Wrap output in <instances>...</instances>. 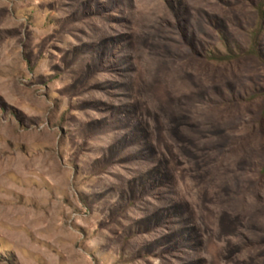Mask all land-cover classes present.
<instances>
[{
  "label": "rangeland",
  "instance_id": "obj_1",
  "mask_svg": "<svg viewBox=\"0 0 264 264\" xmlns=\"http://www.w3.org/2000/svg\"><path fill=\"white\" fill-rule=\"evenodd\" d=\"M0 264H264V0H0Z\"/></svg>",
  "mask_w": 264,
  "mask_h": 264
}]
</instances>
